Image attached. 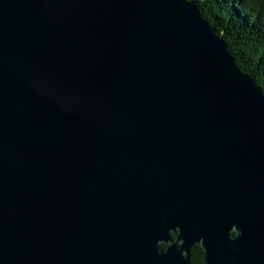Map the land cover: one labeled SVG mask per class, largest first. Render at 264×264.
<instances>
[{"label": "water", "instance_id": "obj_1", "mask_svg": "<svg viewBox=\"0 0 264 264\" xmlns=\"http://www.w3.org/2000/svg\"><path fill=\"white\" fill-rule=\"evenodd\" d=\"M196 246L264 264V94L197 5L0 0V264Z\"/></svg>", "mask_w": 264, "mask_h": 264}, {"label": "trees", "instance_id": "obj_2", "mask_svg": "<svg viewBox=\"0 0 264 264\" xmlns=\"http://www.w3.org/2000/svg\"><path fill=\"white\" fill-rule=\"evenodd\" d=\"M189 1L223 38L237 67L252 77L264 94V0ZM203 254L199 246L192 249L190 264H204Z\"/></svg>", "mask_w": 264, "mask_h": 264}, {"label": "flooded vegetation", "instance_id": "obj_3", "mask_svg": "<svg viewBox=\"0 0 264 264\" xmlns=\"http://www.w3.org/2000/svg\"><path fill=\"white\" fill-rule=\"evenodd\" d=\"M172 239H173V240L175 239V234H172Z\"/></svg>", "mask_w": 264, "mask_h": 264}]
</instances>
